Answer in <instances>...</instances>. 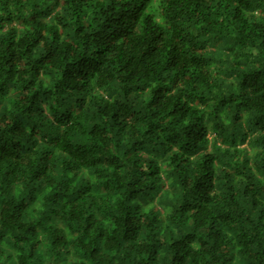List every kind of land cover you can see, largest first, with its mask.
<instances>
[{"label": "trees", "instance_id": "trees-1", "mask_svg": "<svg viewBox=\"0 0 264 264\" xmlns=\"http://www.w3.org/2000/svg\"><path fill=\"white\" fill-rule=\"evenodd\" d=\"M0 264H264V0H0Z\"/></svg>", "mask_w": 264, "mask_h": 264}]
</instances>
